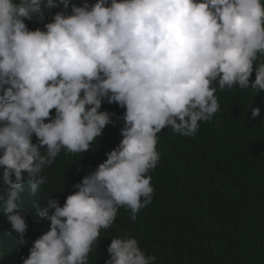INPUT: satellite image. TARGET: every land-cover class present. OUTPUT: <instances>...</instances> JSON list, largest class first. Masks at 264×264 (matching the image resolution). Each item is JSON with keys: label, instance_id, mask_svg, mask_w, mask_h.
<instances>
[{"label": "clouds", "instance_id": "clouds-1", "mask_svg": "<svg viewBox=\"0 0 264 264\" xmlns=\"http://www.w3.org/2000/svg\"><path fill=\"white\" fill-rule=\"evenodd\" d=\"M54 8L61 11L43 30L28 28L25 20L44 21ZM258 57L264 0H0V212L9 235L26 243L22 193L41 190L44 168L62 150L86 153L113 123L102 103L125 109L118 146L63 206L53 195L46 207L33 203L48 230L22 264H89L119 207L135 220L151 203L157 134L194 136L220 110L214 83L264 92ZM107 252L105 264L156 262L130 233L112 238Z\"/></svg>", "mask_w": 264, "mask_h": 264}, {"label": "trees", "instance_id": "trees-1", "mask_svg": "<svg viewBox=\"0 0 264 264\" xmlns=\"http://www.w3.org/2000/svg\"><path fill=\"white\" fill-rule=\"evenodd\" d=\"M69 3L82 5L83 0ZM57 11L61 9L48 10L44 21L25 23L30 30H43ZM254 80L255 71L250 76ZM213 87L220 110L210 121H201L194 136L168 127L157 134L160 159L147 173L154 188L151 203L135 220L130 209L119 207L111 227L100 230L89 264H105L111 239L125 233L136 238L147 255L156 257L155 264H264V92L237 86L221 90L217 83ZM254 107L261 109L255 119L251 116ZM101 110L112 114L113 123L104 128L93 148L76 154L62 150L44 168L42 175L48 182L41 190L35 196L22 193L26 243H20L14 233L9 235L11 226L0 212V264H22L33 241L48 230V222L37 214L33 203L46 207L53 195L63 206L67 195L76 191L73 185L118 146L125 109L105 101ZM37 142L33 136V143ZM2 172L0 168V187Z\"/></svg>", "mask_w": 264, "mask_h": 264}]
</instances>
